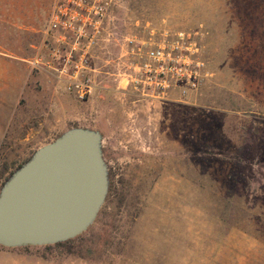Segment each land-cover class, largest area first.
I'll return each instance as SVG.
<instances>
[{"label":"rangeland","instance_id":"1","mask_svg":"<svg viewBox=\"0 0 264 264\" xmlns=\"http://www.w3.org/2000/svg\"><path fill=\"white\" fill-rule=\"evenodd\" d=\"M57 1L0 0V191L72 128L99 133L108 190L80 235L0 246V264H264V0H111L84 101L45 66L63 45ZM180 31L199 43L204 84L142 95L130 41Z\"/></svg>","mask_w":264,"mask_h":264},{"label":"water","instance_id":"2","mask_svg":"<svg viewBox=\"0 0 264 264\" xmlns=\"http://www.w3.org/2000/svg\"><path fill=\"white\" fill-rule=\"evenodd\" d=\"M97 131L72 128L42 146L0 191V246L54 245L84 232L107 194Z\"/></svg>","mask_w":264,"mask_h":264},{"label":"built area","instance_id":"3","mask_svg":"<svg viewBox=\"0 0 264 264\" xmlns=\"http://www.w3.org/2000/svg\"><path fill=\"white\" fill-rule=\"evenodd\" d=\"M110 3L111 0H58L51 13L49 25L61 34L58 40L63 45L51 51L52 63L45 66L80 101L91 94L86 54L98 40ZM130 44L129 53L135 56L130 83L144 96L168 99L175 95L182 99L199 90L209 75L195 35L164 32L152 43ZM39 64V59L34 61L35 66Z\"/></svg>","mask_w":264,"mask_h":264},{"label":"crops","instance_id":"4","mask_svg":"<svg viewBox=\"0 0 264 264\" xmlns=\"http://www.w3.org/2000/svg\"><path fill=\"white\" fill-rule=\"evenodd\" d=\"M18 264H26V261H19Z\"/></svg>","mask_w":264,"mask_h":264}]
</instances>
